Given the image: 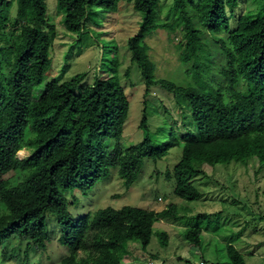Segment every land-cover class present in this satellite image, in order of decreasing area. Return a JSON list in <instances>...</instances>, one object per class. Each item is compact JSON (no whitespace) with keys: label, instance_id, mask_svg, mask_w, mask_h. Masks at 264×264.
I'll return each mask as SVG.
<instances>
[{"label":"trees","instance_id":"obj_1","mask_svg":"<svg viewBox=\"0 0 264 264\" xmlns=\"http://www.w3.org/2000/svg\"><path fill=\"white\" fill-rule=\"evenodd\" d=\"M122 2L133 4L142 15L129 49L145 79V95L161 86L191 105L195 131L182 135V159L166 173L175 180L174 195L200 200L195 181L206 175L207 166L257 160L264 170V7L257 16L242 15L235 30L229 13L238 0H176V17L170 23L159 19L161 0H57V11L66 30L79 35L92 15L116 14ZM158 30H167L172 41L182 35L179 58L192 64L197 87L157 78L145 39ZM207 34L225 57L218 79L211 77L216 65L204 42ZM57 35L47 0H0V251L17 237L25 244L23 264H29L33 245L48 249V219L54 217L61 229L59 243L68 250L62 264H123L129 244L146 250L155 224L176 218L175 209L104 208L78 219L68 209L77 193L70 195L88 193L113 169L130 189L146 159L163 161L179 142L172 137L157 146L148 136L126 146L131 104L115 78H96L93 84L85 83V74L68 81L49 79ZM142 127H147L146 118ZM25 149L31 155L21 160L18 154ZM202 233L201 228H189L185 237L199 246ZM167 236L162 232L160 238L165 241ZM226 250L227 264H246L234 245Z\"/></svg>","mask_w":264,"mask_h":264},{"label":"rangeland","instance_id":"obj_2","mask_svg":"<svg viewBox=\"0 0 264 264\" xmlns=\"http://www.w3.org/2000/svg\"><path fill=\"white\" fill-rule=\"evenodd\" d=\"M175 1L161 0L160 20L173 21ZM47 4L48 15L58 31L51 52L53 67L49 79L60 77L68 81L85 74V83L93 84L96 78H115L124 87L131 104L124 130L125 145L139 144L148 136L157 146L165 145L172 137L179 142L163 161L155 164L146 159L139 180L130 189L124 185L118 169H113L107 179L88 193H72L70 196L77 193L76 198L68 201L72 216L79 219L99 209L125 206L155 212L172 207L176 218L162 219L155 224V233L146 250L138 243L129 244L130 258L127 260H131V264H199L201 261L227 264L229 245L242 253L246 264H264V170L257 160L249 165L207 166L206 175L195 181L202 193L198 201L174 195L175 180L168 178L166 173L173 172L182 159V135L195 131L192 109L185 97L161 86L152 87L145 95V79L140 67L132 61L129 49V40L137 34L142 22V15L134 10L133 4L122 2L116 14L100 11L92 15L87 30L79 35L66 30L63 16L57 11V0H47ZM263 7L264 0H238L234 11L229 13L232 30L237 28L242 15L251 12L257 16ZM15 11L16 8L13 13ZM175 36L172 41L167 30H158L145 39L150 49L148 54L157 65V78L184 88L197 87L192 64L185 65L179 58L178 43L182 35ZM204 42L216 65L211 77L218 79V68L225 64V57L210 34L204 36ZM145 118L146 128L142 127ZM30 155L31 151L25 149L18 157L23 160ZM12 176L14 173L8 175ZM199 215L207 218H198ZM48 227L51 239L48 249L43 251L33 245L29 264H62V259L68 255L67 248L59 243L61 229L54 217L48 219ZM189 228L202 229L199 246L186 239L185 230ZM162 232L167 233L168 240L160 238ZM24 250L25 244L19 238L6 241L0 251V264H23Z\"/></svg>","mask_w":264,"mask_h":264},{"label":"crops","instance_id":"obj_3","mask_svg":"<svg viewBox=\"0 0 264 264\" xmlns=\"http://www.w3.org/2000/svg\"><path fill=\"white\" fill-rule=\"evenodd\" d=\"M129 254H130V253H129ZM129 254H128L127 256H125L124 261H123L124 264H131L132 261H131V260H127V259L130 258V255H129Z\"/></svg>","mask_w":264,"mask_h":264},{"label":"built area","instance_id":"obj_4","mask_svg":"<svg viewBox=\"0 0 264 264\" xmlns=\"http://www.w3.org/2000/svg\"><path fill=\"white\" fill-rule=\"evenodd\" d=\"M159 201H162V199L161 198H159ZM149 264H154V262H149ZM199 264H207L206 262H204V261H201Z\"/></svg>","mask_w":264,"mask_h":264},{"label":"bare ground","instance_id":"obj_5","mask_svg":"<svg viewBox=\"0 0 264 264\" xmlns=\"http://www.w3.org/2000/svg\"><path fill=\"white\" fill-rule=\"evenodd\" d=\"M23 151H21L20 153H22Z\"/></svg>","mask_w":264,"mask_h":264}]
</instances>
